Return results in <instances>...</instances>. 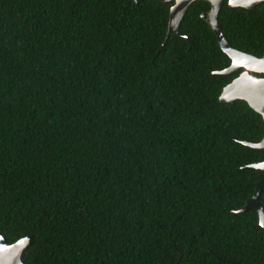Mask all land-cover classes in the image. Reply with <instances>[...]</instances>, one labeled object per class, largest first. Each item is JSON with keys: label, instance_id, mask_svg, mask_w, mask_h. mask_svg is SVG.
<instances>
[{"label": "trees", "instance_id": "1", "mask_svg": "<svg viewBox=\"0 0 264 264\" xmlns=\"http://www.w3.org/2000/svg\"><path fill=\"white\" fill-rule=\"evenodd\" d=\"M195 0H0V233L23 264H264L239 211L264 171L262 116L221 102L239 71ZM228 43L264 52V1H224ZM189 37L190 43L184 36ZM165 39V41H164ZM233 261V262H232Z\"/></svg>", "mask_w": 264, "mask_h": 264}, {"label": "water", "instance_id": "2", "mask_svg": "<svg viewBox=\"0 0 264 264\" xmlns=\"http://www.w3.org/2000/svg\"><path fill=\"white\" fill-rule=\"evenodd\" d=\"M135 3L141 0H133ZM169 6L168 24L165 39L170 34H180L178 27L186 13V10L195 0H160ZM210 3V8L200 14L212 31L214 32L220 48L230 58L229 66L216 70L214 72L220 74H230L239 71L230 82H228L221 90L219 100L221 102H233L241 99L258 112L264 121V52L262 56L243 52L232 47L222 33L221 25L218 22V14L225 0H206ZM264 0H227L230 7L241 6L244 8H252L257 3ZM190 43L189 37L183 35ZM164 39V41H165ZM244 144L254 148H264V134L258 142H247ZM248 166L257 170L264 171V160L251 163ZM262 180L256 183L253 195L247 199L239 211L252 208L257 211L258 222L264 228V207L259 200ZM35 236L33 234L19 238L13 243H9L0 233V264H23L21 255L24 249L33 243ZM233 262V261H232Z\"/></svg>", "mask_w": 264, "mask_h": 264}]
</instances>
